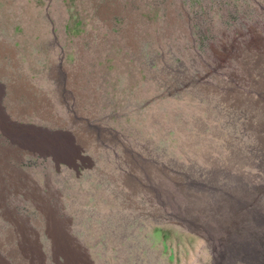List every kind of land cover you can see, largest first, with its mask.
<instances>
[{
	"label": "rangeland",
	"instance_id": "rangeland-1",
	"mask_svg": "<svg viewBox=\"0 0 264 264\" xmlns=\"http://www.w3.org/2000/svg\"><path fill=\"white\" fill-rule=\"evenodd\" d=\"M0 243L264 264V0H0Z\"/></svg>",
	"mask_w": 264,
	"mask_h": 264
},
{
	"label": "bare ground",
	"instance_id": "bare-ground-1",
	"mask_svg": "<svg viewBox=\"0 0 264 264\" xmlns=\"http://www.w3.org/2000/svg\"><path fill=\"white\" fill-rule=\"evenodd\" d=\"M8 214V213H7ZM15 218V217H14ZM18 218V217H17ZM17 218H15L16 220H17ZM36 243V242H35ZM1 244V243H0ZM33 247V246H32ZM31 246L28 248V250H29V252H31V253H33L32 254V256L33 257H31V256H29L30 258L28 259V264H41V262H40V258H38L37 259V252H36V250H35V248H32ZM40 247V246H39ZM69 253H71V252H69ZM84 257H86L85 255H84ZM0 264H8L5 260H4V258H2V257H0Z\"/></svg>",
	"mask_w": 264,
	"mask_h": 264
}]
</instances>
